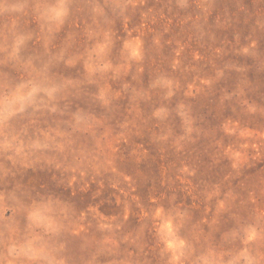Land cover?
<instances>
[{"label":"rangeland","instance_id":"obj_1","mask_svg":"<svg viewBox=\"0 0 264 264\" xmlns=\"http://www.w3.org/2000/svg\"><path fill=\"white\" fill-rule=\"evenodd\" d=\"M0 264H264V0H0Z\"/></svg>","mask_w":264,"mask_h":264}]
</instances>
